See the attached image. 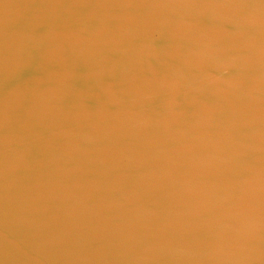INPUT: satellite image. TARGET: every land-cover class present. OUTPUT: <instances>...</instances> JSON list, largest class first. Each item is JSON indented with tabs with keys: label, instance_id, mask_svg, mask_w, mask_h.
<instances>
[{
	"label": "water",
	"instance_id": "obj_1",
	"mask_svg": "<svg viewBox=\"0 0 264 264\" xmlns=\"http://www.w3.org/2000/svg\"><path fill=\"white\" fill-rule=\"evenodd\" d=\"M0 264H264V0H0Z\"/></svg>",
	"mask_w": 264,
	"mask_h": 264
}]
</instances>
